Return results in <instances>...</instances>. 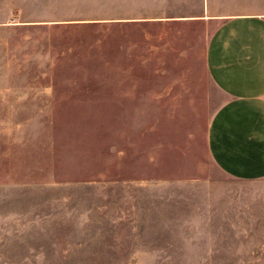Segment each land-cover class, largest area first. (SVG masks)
<instances>
[{
    "label": "rangeland",
    "instance_id": "rangeland-1",
    "mask_svg": "<svg viewBox=\"0 0 264 264\" xmlns=\"http://www.w3.org/2000/svg\"><path fill=\"white\" fill-rule=\"evenodd\" d=\"M163 0H0V264H264V177L208 131L213 25Z\"/></svg>",
    "mask_w": 264,
    "mask_h": 264
},
{
    "label": "crops",
    "instance_id": "crops-1",
    "mask_svg": "<svg viewBox=\"0 0 264 264\" xmlns=\"http://www.w3.org/2000/svg\"><path fill=\"white\" fill-rule=\"evenodd\" d=\"M159 20L213 25L206 46L209 75L227 95L214 114L208 146L217 165L241 179L264 177V0H163Z\"/></svg>",
    "mask_w": 264,
    "mask_h": 264
}]
</instances>
